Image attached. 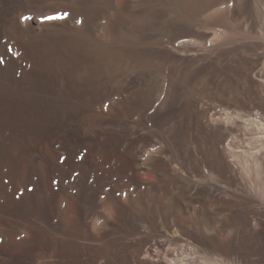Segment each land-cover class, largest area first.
Here are the masks:
<instances>
[{
  "label": "bare ground",
  "instance_id": "1",
  "mask_svg": "<svg viewBox=\"0 0 264 264\" xmlns=\"http://www.w3.org/2000/svg\"><path fill=\"white\" fill-rule=\"evenodd\" d=\"M0 58V264H264V0H0Z\"/></svg>",
  "mask_w": 264,
  "mask_h": 264
},
{
  "label": "rangeland",
  "instance_id": "2",
  "mask_svg": "<svg viewBox=\"0 0 264 264\" xmlns=\"http://www.w3.org/2000/svg\"><path fill=\"white\" fill-rule=\"evenodd\" d=\"M197 207V208H196ZM200 207V204L197 203V205H195V208L198 209ZM164 229V228H163ZM169 235H172V236H176L178 238H180L182 241H178V242H173V243H185V242H192V243H196L194 239L190 238L189 236H186L184 234H182L180 231H177V232H172L170 231L169 232ZM177 245L176 244H171V247L174 248L176 247Z\"/></svg>",
  "mask_w": 264,
  "mask_h": 264
},
{
  "label": "snow or ice",
  "instance_id": "3",
  "mask_svg": "<svg viewBox=\"0 0 264 264\" xmlns=\"http://www.w3.org/2000/svg\"><path fill=\"white\" fill-rule=\"evenodd\" d=\"M66 15H67V13H63V14H62V16H66ZM47 18H49V17H46V19H47ZM9 50L11 51V49H9ZM0 63H4L3 58H0Z\"/></svg>",
  "mask_w": 264,
  "mask_h": 264
}]
</instances>
